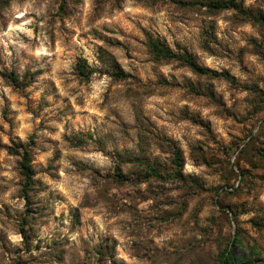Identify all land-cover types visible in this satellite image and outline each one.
<instances>
[{"label":"rangeland","instance_id":"374dc122","mask_svg":"<svg viewBox=\"0 0 264 264\" xmlns=\"http://www.w3.org/2000/svg\"><path fill=\"white\" fill-rule=\"evenodd\" d=\"M219 1L0 0V264H264V0Z\"/></svg>","mask_w":264,"mask_h":264},{"label":"trees","instance_id":"16d2710c","mask_svg":"<svg viewBox=\"0 0 264 264\" xmlns=\"http://www.w3.org/2000/svg\"><path fill=\"white\" fill-rule=\"evenodd\" d=\"M214 8L216 9H235L236 11L240 13H245L246 11L243 9V7L235 0H228L226 2H216L213 4ZM260 19L264 21V12L260 14ZM153 51L156 53L158 58H170L175 55L171 53L170 51L166 50L164 47H162L159 43H152ZM178 59L184 61L187 63L192 69H194L196 72L200 74H211L214 76H221L228 80H230L232 83H236V79L229 75L228 73H218L216 71L211 70L210 68H207L201 64H199L193 57L189 55L179 56ZM78 71L80 76H83L85 78H90V76L93 74L94 69L89 66V64L86 61H82L78 65ZM118 75L123 79L129 78L131 75L129 73H126L122 69L117 70ZM5 78L9 79L13 84L16 86H27L29 83L19 81V77L16 75L10 73H4L3 75ZM31 145H27L24 143H21L19 145H16V148L13 150L15 153L20 155V169L21 173L24 176L26 182L24 186V190H28L29 188V182L33 176L34 168L32 166V155H31ZM177 161L179 162V156L176 157ZM151 173L158 175V171L155 168H151ZM257 225H263L262 222H258ZM243 240L239 236V234H235L234 240L232 243H228V245L222 250V252L219 254L220 264H248L243 261L242 257L236 256L233 254V247H235L237 244H242ZM252 251H256L255 249H252Z\"/></svg>","mask_w":264,"mask_h":264}]
</instances>
